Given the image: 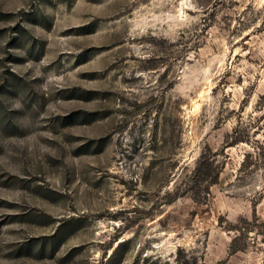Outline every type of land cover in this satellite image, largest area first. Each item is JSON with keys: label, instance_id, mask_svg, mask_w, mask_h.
Here are the masks:
<instances>
[{"label": "rangeland", "instance_id": "obj_1", "mask_svg": "<svg viewBox=\"0 0 264 264\" xmlns=\"http://www.w3.org/2000/svg\"><path fill=\"white\" fill-rule=\"evenodd\" d=\"M0 264H264V0H0Z\"/></svg>", "mask_w": 264, "mask_h": 264}, {"label": "trees", "instance_id": "obj_2", "mask_svg": "<svg viewBox=\"0 0 264 264\" xmlns=\"http://www.w3.org/2000/svg\"><path fill=\"white\" fill-rule=\"evenodd\" d=\"M211 169H212V162L209 159H204V154H202L194 169V176L196 180L206 181L208 184L216 182L219 174L217 172L212 175Z\"/></svg>", "mask_w": 264, "mask_h": 264}]
</instances>
